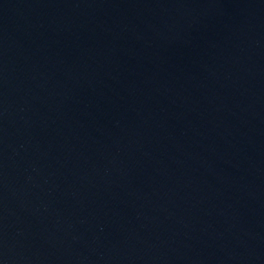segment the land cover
Segmentation results:
<instances>
[{"label": "water", "instance_id": "water-1", "mask_svg": "<svg viewBox=\"0 0 264 264\" xmlns=\"http://www.w3.org/2000/svg\"><path fill=\"white\" fill-rule=\"evenodd\" d=\"M0 264H264V0H0Z\"/></svg>", "mask_w": 264, "mask_h": 264}]
</instances>
